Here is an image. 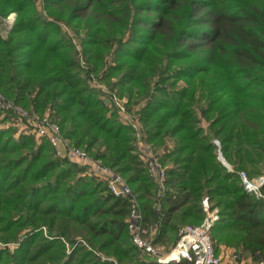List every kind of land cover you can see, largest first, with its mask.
Returning a JSON list of instances; mask_svg holds the SVG:
<instances>
[{
  "label": "trees",
  "instance_id": "obj_1",
  "mask_svg": "<svg viewBox=\"0 0 264 264\" xmlns=\"http://www.w3.org/2000/svg\"><path fill=\"white\" fill-rule=\"evenodd\" d=\"M10 13L0 93L47 113L131 194L114 195L45 138L0 129V264H161L133 242L131 212L167 252L203 221L204 199L218 209L216 251L264 261V183L257 197L238 174H264V0H0V18ZM140 144L165 168L161 183ZM176 257L164 264H192Z\"/></svg>",
  "mask_w": 264,
  "mask_h": 264
},
{
  "label": "built area",
  "instance_id": "obj_2",
  "mask_svg": "<svg viewBox=\"0 0 264 264\" xmlns=\"http://www.w3.org/2000/svg\"><path fill=\"white\" fill-rule=\"evenodd\" d=\"M12 15L14 16V13H10L4 18H0V21L2 22V35L6 34L11 27L13 22ZM104 99L109 103V99ZM113 100L115 106L118 108L120 118L125 123H130L134 128H137V121L132 117H128V113L123 106V101L117 100L115 96H113ZM0 108L5 112L11 111L10 113L7 112L12 120L11 123L16 124V121L21 122L25 125V128L36 133L39 138H45L56 149L64 146V152L69 159L82 166H86L90 173L104 180L109 191L114 195L123 196L131 194L130 188L118 174L104 166L99 160L90 157L83 149L70 145L69 140L61 135L58 124L49 117L47 113L43 116L29 115L25 109L6 99L1 93ZM214 143L218 145L217 140H214ZM139 152L142 161L147 163L150 175L153 176L157 182L161 183L165 175V168L153 155L149 146L140 144ZM238 174L243 188L248 193L254 194L257 197L263 196L260 187L264 183V174L257 177H249L244 171H239ZM203 207L205 211H207V216L204 220L196 225L186 224L182 226L179 229V235L175 245L167 252H161L158 248H154L149 242L145 241L140 236V226L138 224L139 216L138 213L133 210L128 218V227L133 235V242L143 251L157 254V262L161 264L171 261L173 254H176L177 256L173 260L175 262L181 259H186L192 262V264H251L248 263V261L239 260L235 254H231L230 261L227 262L223 260L219 253H217L210 235V228L217 216L208 212V203L206 199L203 200ZM256 264H264V261H259Z\"/></svg>",
  "mask_w": 264,
  "mask_h": 264
},
{
  "label": "rangeland",
  "instance_id": "obj_3",
  "mask_svg": "<svg viewBox=\"0 0 264 264\" xmlns=\"http://www.w3.org/2000/svg\"><path fill=\"white\" fill-rule=\"evenodd\" d=\"M13 16V15H12ZM14 18H15V13H14V16H13V20H14ZM72 34V33H71ZM105 84V83H104ZM91 85L92 86H94V87H97L98 89H100L102 92H105V93H102V94H107V93H109L108 92V90H107V88L105 87V86H103V84H98V83H95V82H91ZM112 96L113 95H115V94H111ZM111 96V97H112ZM115 97H116V99L117 100H120V101H125L123 98H118V96H116L115 95ZM109 99V98H108ZM136 107H138L137 105H136ZM128 113V117L129 118H131V117H133V113H135L134 112V110H131L130 112H127ZM11 118H10V116H8V114H7V112H5V111H3V112H0V129L1 130H7V129H10L11 131H13V133H12V136L14 137V138H17L18 137V135L20 134V133H26V134H33L34 136H35V139L37 140V142H39V141H41V139L42 138H39L38 137V135H36V133H33V131H31L30 129H27V128H25V125H23L21 122H15L16 124H13V123H11ZM23 128H25V129H23ZM26 130V131H25ZM30 130V131H29ZM6 136H8V135H6ZM51 145V144H50ZM51 146H53V145H51ZM53 148L55 149V152H56V155H58V156H66L67 158H68V156L66 155V153L64 152V149H65V147L63 146V147H59V149H56L54 146H53ZM71 160V159H70ZM87 169V168H86ZM208 212L209 213H213V214H215L217 217L214 219V221L213 222H215L217 219H218V209L217 208H214V209H212V210H208ZM207 216V211H206V215H205V217ZM204 217V218H205ZM204 220V219H203ZM213 224V223H212ZM249 262L251 263V264H256V263H258V262H253V261H250L249 260Z\"/></svg>",
  "mask_w": 264,
  "mask_h": 264
},
{
  "label": "crops",
  "instance_id": "obj_4",
  "mask_svg": "<svg viewBox=\"0 0 264 264\" xmlns=\"http://www.w3.org/2000/svg\"><path fill=\"white\" fill-rule=\"evenodd\" d=\"M232 250H233L232 248H229V247L221 244L217 248V253H219L221 255V257L223 258L224 261L228 262V261H230L231 254L233 253ZM247 261H248V263H250L249 260H247ZM227 262H224V263H227Z\"/></svg>",
  "mask_w": 264,
  "mask_h": 264
},
{
  "label": "water",
  "instance_id": "obj_5",
  "mask_svg": "<svg viewBox=\"0 0 264 264\" xmlns=\"http://www.w3.org/2000/svg\"><path fill=\"white\" fill-rule=\"evenodd\" d=\"M220 156V155H219ZM220 159L223 161L224 164L227 165V163L223 160V158L220 156Z\"/></svg>",
  "mask_w": 264,
  "mask_h": 264
}]
</instances>
